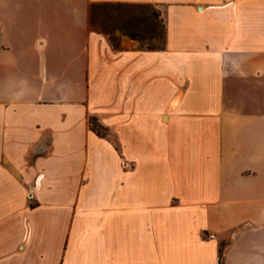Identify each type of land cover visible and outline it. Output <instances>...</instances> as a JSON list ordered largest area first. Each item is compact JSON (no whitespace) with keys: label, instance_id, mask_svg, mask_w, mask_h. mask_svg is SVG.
<instances>
[{"label":"crops","instance_id":"0c3cea01","mask_svg":"<svg viewBox=\"0 0 264 264\" xmlns=\"http://www.w3.org/2000/svg\"><path fill=\"white\" fill-rule=\"evenodd\" d=\"M97 2L155 4L164 44L112 41ZM220 248L264 264V0H0V264H220Z\"/></svg>","mask_w":264,"mask_h":264},{"label":"rangeland","instance_id":"374dc122","mask_svg":"<svg viewBox=\"0 0 264 264\" xmlns=\"http://www.w3.org/2000/svg\"><path fill=\"white\" fill-rule=\"evenodd\" d=\"M116 3L117 2L93 3L90 8L92 11L89 13L90 27L102 32L110 31L109 34L113 39H116L118 34L123 33L147 48L161 47L164 44V16L158 6L153 3ZM126 32L134 33L135 37L129 36ZM74 113L73 108H68L67 114L73 115ZM88 126L92 129L97 128L100 132L105 131V133L108 134L107 130H104L97 119L91 115L88 116ZM37 167V171L43 173L40 184L47 186L50 180L48 166ZM35 187L33 186L34 189H36ZM29 192H33V189L29 188ZM74 192V185L72 187L70 186V188H68V193L71 194ZM39 193H42L41 190ZM29 197L31 196L29 195ZM34 204H37V202L32 203V205ZM39 213L40 214H37H42V212ZM29 221H31V218ZM42 227L44 228L45 226H41L40 228ZM29 228L31 234L30 222ZM34 228V233L29 235L32 243L38 246L43 245L45 242H40L42 238L38 233V227L34 225ZM35 249L37 248L35 247Z\"/></svg>","mask_w":264,"mask_h":264},{"label":"trees","instance_id":"16d2710c","mask_svg":"<svg viewBox=\"0 0 264 264\" xmlns=\"http://www.w3.org/2000/svg\"><path fill=\"white\" fill-rule=\"evenodd\" d=\"M116 4H121L120 2H117ZM91 9H90V13H91ZM90 20H91V18H90ZM91 22V21H90ZM108 35H109V37H110V39L113 41L114 39L110 36V31H105ZM126 34H128L129 36H131V37H135V34L134 33H128V32H126ZM104 130H106L105 128H103ZM93 130L94 131H96L98 134H100V135H107L106 133H105V131H103V132H100L99 131V129H97V128H93ZM222 253H223V251H222V248H220V254H219V259H220V264H221V258H222Z\"/></svg>","mask_w":264,"mask_h":264},{"label":"built area","instance_id":"2783aa9c","mask_svg":"<svg viewBox=\"0 0 264 264\" xmlns=\"http://www.w3.org/2000/svg\"><path fill=\"white\" fill-rule=\"evenodd\" d=\"M210 237H213V235L211 234Z\"/></svg>","mask_w":264,"mask_h":264}]
</instances>
